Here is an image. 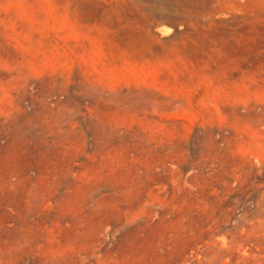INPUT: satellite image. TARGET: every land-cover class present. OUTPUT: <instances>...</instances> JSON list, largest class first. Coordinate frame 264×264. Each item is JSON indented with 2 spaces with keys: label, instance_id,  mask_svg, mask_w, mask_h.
I'll list each match as a JSON object with an SVG mask.
<instances>
[{
  "label": "rangeland",
  "instance_id": "1",
  "mask_svg": "<svg viewBox=\"0 0 264 264\" xmlns=\"http://www.w3.org/2000/svg\"><path fill=\"white\" fill-rule=\"evenodd\" d=\"M0 264H264V0H0Z\"/></svg>",
  "mask_w": 264,
  "mask_h": 264
}]
</instances>
